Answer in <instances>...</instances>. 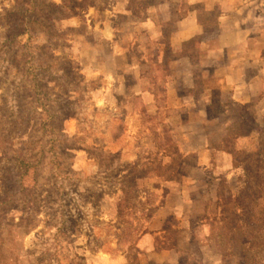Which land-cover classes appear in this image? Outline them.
Returning a JSON list of instances; mask_svg holds the SVG:
<instances>
[{"label": "rangeland", "instance_id": "374dc122", "mask_svg": "<svg viewBox=\"0 0 264 264\" xmlns=\"http://www.w3.org/2000/svg\"><path fill=\"white\" fill-rule=\"evenodd\" d=\"M147 3L0 0V264H264V235L227 225L247 181L244 167L258 176L264 168V100L236 105L227 89H214L197 111L184 105L168 117L161 107L168 99L166 59L156 60V45L141 50L132 40L141 33L139 42L148 39L131 23ZM256 13L264 25V12ZM206 14L200 18L214 30L221 10ZM255 21L246 18L247 25ZM197 40L184 45L195 62ZM127 46L152 57L144 84L154 85L161 107L141 106L132 94L133 112L143 115L133 119L127 104L114 113L104 101L105 74L135 76L130 58L115 53ZM206 84L216 87V79ZM191 114L206 120L216 173L207 164L197 169L199 154L188 153L193 147L180 121ZM170 179L193 183L184 188L182 214L169 216L165 232L150 240L156 207L182 187H170ZM259 200L263 208L264 193ZM172 203L180 205L177 193ZM162 250L172 255L158 257Z\"/></svg>", "mask_w": 264, "mask_h": 264}, {"label": "crops", "instance_id": "0c3cea01", "mask_svg": "<svg viewBox=\"0 0 264 264\" xmlns=\"http://www.w3.org/2000/svg\"><path fill=\"white\" fill-rule=\"evenodd\" d=\"M217 9L221 10V15L217 19V28L211 30L202 22L200 16L201 13L207 15L206 13ZM258 10L264 12V0L259 4H250L247 0H148L142 10H135L140 17L132 19L131 23L140 25L141 32L146 30L149 33V40L139 42L138 36L143 33L136 34L132 38L133 45H137L136 42H138L137 46L142 50L146 46L154 44L158 49L154 56L156 60L162 62L166 59L165 63L169 71L164 75V88L168 99L166 104L161 107L163 106L162 109L168 113V117L178 115L180 107L184 105H194L197 111L199 102L202 100L206 103L211 102L213 92L218 89L220 91L227 89L231 92L236 105L255 107L264 100V25H261L257 19L258 13L256 12ZM246 15L254 16L256 21L253 25L246 24V18H248ZM194 39H198L196 42L200 46V57L196 62L190 52L184 49V45ZM129 47L134 49V46L129 45ZM129 47L127 46L121 51L116 50L115 53L125 54L130 58L129 63L132 68L129 73L133 76L132 71L136 69L134 70L135 76L131 78L127 74L128 72H119L118 70L105 74L104 77L109 82L107 88L109 92L108 99H104V101H106L105 106H109L114 113L119 108H125L124 105L127 104L126 117L133 119L134 116L143 115L142 110L133 112L132 107L136 102L130 98L132 94L139 95V103L146 108L154 106L159 110L160 104H158L159 93L155 90L154 85L144 84L147 74L144 70L146 62H149L152 57L149 54H144L143 51L138 57ZM167 51L171 52V56L168 58L165 57ZM199 77H202L203 82L200 88L203 92L197 96L195 87H197ZM213 77L216 79L217 85L212 88L206 84V81ZM180 90H187L188 94H180ZM198 113L203 114L202 111ZM205 121V119L196 118L191 114L185 121L181 118L180 123L185 126V135L193 147V150L188 153L199 154L200 160L197 169L205 170L201 164H207L209 167L211 165L210 169L215 172L212 161L213 150L208 146L209 136L202 126ZM191 124L199 125L198 128L201 132L193 131V128L189 129ZM197 138L201 143L197 142ZM173 140L178 147L177 152L180 153V144H178L180 140ZM221 153L228 155L225 151H221ZM188 183L192 186L193 181L186 182L184 180L183 183H179L170 179L167 182L170 187L182 186L179 187L182 191L181 189L171 190L164 197L165 201L156 207L149 220L148 239H155V234L165 232V223L169 216L178 215L179 211L182 214L187 201L183 191L187 185H190ZM176 193L180 198V205L172 203ZM174 252L176 253L177 250ZM209 252V250L205 251V254ZM157 255L165 260L166 256H170L172 253L162 250Z\"/></svg>", "mask_w": 264, "mask_h": 264}, {"label": "trees", "instance_id": "16d2710c", "mask_svg": "<svg viewBox=\"0 0 264 264\" xmlns=\"http://www.w3.org/2000/svg\"><path fill=\"white\" fill-rule=\"evenodd\" d=\"M261 154L260 152L256 155L260 156ZM259 171L260 175L258 176L257 174H252L251 171L244 167L247 181L245 187L240 190L239 195L235 198L237 203H235V210L233 212L234 217L227 224L236 233L244 229L241 231L243 235L246 233L255 235L256 232L264 235V207L261 208L260 204L256 203L258 201L261 202L259 200L260 194L264 193V168L259 169ZM259 188H261L260 191L256 193V190ZM243 256L246 258L245 254Z\"/></svg>", "mask_w": 264, "mask_h": 264}]
</instances>
